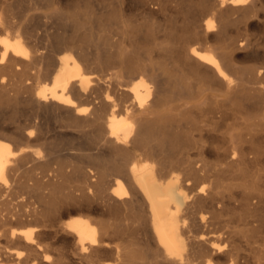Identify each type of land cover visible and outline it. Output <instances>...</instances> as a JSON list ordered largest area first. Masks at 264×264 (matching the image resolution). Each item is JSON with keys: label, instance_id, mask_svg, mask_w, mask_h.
Wrapping results in <instances>:
<instances>
[{"label": "bare ground", "instance_id": "obj_1", "mask_svg": "<svg viewBox=\"0 0 264 264\" xmlns=\"http://www.w3.org/2000/svg\"><path fill=\"white\" fill-rule=\"evenodd\" d=\"M8 1L0 264H264V0Z\"/></svg>", "mask_w": 264, "mask_h": 264}, {"label": "rangeland", "instance_id": "obj_2", "mask_svg": "<svg viewBox=\"0 0 264 264\" xmlns=\"http://www.w3.org/2000/svg\"><path fill=\"white\" fill-rule=\"evenodd\" d=\"M1 2H0V13H2L3 12V14H5V13H7V5H6V0H0ZM9 1H11V0H9ZM8 1V2H9ZM4 7V8H3ZM4 9V10H3ZM3 10V11H2ZM39 10H42V9H39ZM8 17V15L7 14H5L4 15V17ZM259 28H261L262 30H259ZM2 29V30H1ZM255 32H258V33H260V34H263L264 33V27L262 26H260V27H255ZM3 32H5L4 31V26H2V25H0V35L1 34H4ZM174 157H172V155H171V157H172V160H175V158H177V156H175V155H173ZM166 158L168 157H170L169 155L168 156H165ZM170 157V158H171ZM192 157V158H191ZM162 158H164V156L162 157V156H159V157H157L156 158V161L157 162H160L159 160H161ZM190 158L192 159V160H199L200 159V156L198 155V154H195V153H191V156H190ZM206 159L208 160V161H210V162H212L214 159H213V157H206ZM141 160H144L143 159V157H142V159ZM177 160V159H176ZM162 165V164H161ZM161 165H160V163L159 164H157L156 165V167L158 166V168H160L161 167ZM171 167V166H170ZM68 171H67V173L69 172H71L72 171V168L71 167H68V169H67ZM71 170V171H70ZM176 170V169H175ZM206 170L208 171V172H206ZM205 171H202L201 173H199V175L198 176H203V179H201V177H198V176H196L197 177V179H196V177H191V181H192V185H201V183H202V185H206V187H208L209 185H242V184H246V185H252L251 183H250V181L249 182H247L245 179H243L242 180V178H234L233 177V175L234 174H229V173H223V172H220L219 170V173H218V171H217V169H215V168H213V169H211V168H208V169H206ZM211 170V171H210ZM177 173L178 172H180V174L182 175V176H185V174H184V172H182V171H176ZM177 173H175V174H177ZM207 173H209L208 175H207ZM184 174V175H183ZM167 175V174H166ZM230 175V176H229ZM186 176H188V175H186ZM185 176V177H186ZM220 178H219V177ZM238 176V175H237ZM113 175L111 176L110 174H109V176H108V179H110L111 181H112V179H113ZM208 177V178H207ZM189 178V177H188ZM198 179H200V181L198 180ZM207 179H209V181L207 180ZM218 179V180H217ZM221 181H220V180ZM236 179V180H235ZM196 180V181H195ZM205 180V181H204ZM218 182V183H215L216 181ZM73 181V180H72ZM71 180H69V182L67 183V182H65V185L66 184H68V185H83V184H79V183H77V182H73V183H71L72 182ZM222 181H224V182H222ZM194 182V183H193ZM197 182V183H196ZM208 182H209V185H208ZM220 182V183H219ZM198 183H200V184H198ZM207 183V184H206ZM215 183V184H214ZM224 183V184H223ZM248 183V184H247ZM262 185V184H259V183H257V182H255L253 185ZM90 218L91 219H93V220H96L97 218H99V216L98 215H95V214H93V215H90ZM4 246V245H3ZM104 263L105 264H112L113 262L111 261V258H109V257H107V256H105L104 257Z\"/></svg>", "mask_w": 264, "mask_h": 264}]
</instances>
